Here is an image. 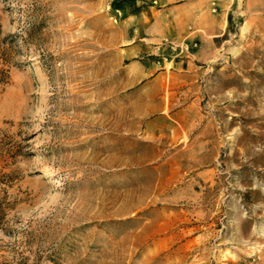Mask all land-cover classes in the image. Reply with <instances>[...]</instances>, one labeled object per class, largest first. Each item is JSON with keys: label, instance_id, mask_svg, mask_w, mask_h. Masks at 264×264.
<instances>
[{"label": "rangeland", "instance_id": "1", "mask_svg": "<svg viewBox=\"0 0 264 264\" xmlns=\"http://www.w3.org/2000/svg\"><path fill=\"white\" fill-rule=\"evenodd\" d=\"M204 1L179 34L164 0H0V264H264V0Z\"/></svg>", "mask_w": 264, "mask_h": 264}, {"label": "crops", "instance_id": "2", "mask_svg": "<svg viewBox=\"0 0 264 264\" xmlns=\"http://www.w3.org/2000/svg\"><path fill=\"white\" fill-rule=\"evenodd\" d=\"M165 3H171V8L174 9L176 13L175 17V28L179 34L183 33L191 25L196 28L205 27L206 24V10L203 5L206 3L204 0H164ZM188 9L189 11L184 13V10ZM227 19V17H226ZM157 28L160 33L164 32L163 22L161 20L157 23ZM211 29L215 30L217 27L213 26ZM176 31V32H177ZM214 35H217L214 32Z\"/></svg>", "mask_w": 264, "mask_h": 264}, {"label": "trees", "instance_id": "3", "mask_svg": "<svg viewBox=\"0 0 264 264\" xmlns=\"http://www.w3.org/2000/svg\"><path fill=\"white\" fill-rule=\"evenodd\" d=\"M122 6V5H121ZM120 6V7H121ZM7 39L1 38V26H0V63L4 64V61H8V49L5 47ZM8 78L7 69L0 67V83H4ZM6 141L4 138L0 139V157L5 155V152L9 151V148L6 147ZM1 173V171H0ZM9 176V174L4 173L2 177ZM9 206V202L5 199H0V228H3L5 224L8 222L7 220V208Z\"/></svg>", "mask_w": 264, "mask_h": 264}, {"label": "bare ground", "instance_id": "4", "mask_svg": "<svg viewBox=\"0 0 264 264\" xmlns=\"http://www.w3.org/2000/svg\"><path fill=\"white\" fill-rule=\"evenodd\" d=\"M33 68H34V66H33ZM35 69H36V68H35ZM49 169H50V168H49ZM49 169H48V170H49ZM51 172H52V171H51ZM45 173H46V174H49V171H46ZM42 176H43V175H42ZM44 176H45V175H44ZM48 176H49V175H48ZM49 177H50V176H49Z\"/></svg>", "mask_w": 264, "mask_h": 264}]
</instances>
